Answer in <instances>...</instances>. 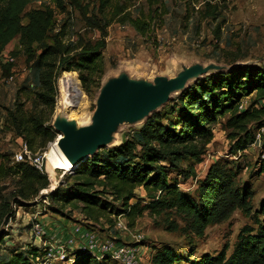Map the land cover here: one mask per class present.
I'll use <instances>...</instances> for the list:
<instances>
[{
  "label": "rangeland",
  "instance_id": "obj_1",
  "mask_svg": "<svg viewBox=\"0 0 264 264\" xmlns=\"http://www.w3.org/2000/svg\"><path fill=\"white\" fill-rule=\"evenodd\" d=\"M79 1L82 6L64 0V9H61L55 7L49 0H35L27 5L26 10L49 5L54 14L47 36L60 31L65 40L93 42L100 37V32L97 28L89 26L86 19L92 13L98 12V0ZM119 1L126 6L132 17L140 16L147 22L148 29L142 33L129 22L113 20L106 28V46L102 51L103 70L100 77L95 83H90V88L86 91L81 86L77 71L59 73L56 79H53L56 87L54 108L50 112L45 108L43 117H47V120L44 125L54 130L55 137L61 134L57 129L61 123L77 132L80 131L77 129L86 128L85 131L92 133L97 106L101 104L99 101L114 82L126 81L138 86H160L172 80H178V83L167 91L162 102L155 103L143 116L129 114L120 107L113 115L101 145L94 149L89 157L97 152L103 153L104 150L130 137L152 113L159 112L163 115L160 118L163 124H167L169 119L174 120L176 113H171L170 105L179 93L197 80L217 75L237 64L259 67L263 65L264 0H210L211 5L216 8L215 18L205 13L204 0H163L165 12L161 14H149L145 0ZM20 22L23 25L27 23L25 13L20 15ZM44 42L49 43L51 40L47 37L42 43ZM42 43H33L31 49L27 51L21 43L19 34H16L5 46V49L11 51L14 56L8 75L0 66V155L4 156L6 162L8 161L7 167L12 165L11 157L19 150L20 142L18 135L7 123L8 116L17 105H21L27 115H33L31 110L34 104L33 90L38 82L35 61ZM9 75H12L10 81L7 79ZM64 75L67 77L63 80ZM183 76L185 77L182 78ZM69 79L73 80L72 90L83 95L79 103H71L63 86L60 85ZM252 96L244 97L241 106H246L252 100ZM225 118L221 117L214 125L213 138L206 144L199 161L185 157L181 162L184 174H180L179 169L171 172L170 182H175L181 191L198 200L201 183L207 172L216 170L227 177L229 188L251 192L250 215L243 214L238 208L234 209L228 218L209 224L203 236L198 237L190 225V218L174 209H162L156 215H151L146 210L136 219L133 227L127 225V229H117L114 227L113 218L117 217L116 212L122 206L119 200L110 195H105L104 198L109 201L114 214L107 210V216L104 218L111 219V222H105V219L88 221L79 209L73 208L71 204L62 206L61 202L38 195L22 205H12V216L6 223L1 224L0 228L7 234L0 242V261L7 259L9 251L14 248L25 250L31 245L38 244L42 250L41 244L47 238L45 239L43 234L40 243L35 244L38 239L35 240L31 232L29 217L36 215L44 231L49 227V223L46 225L43 218H40L43 213L52 220L61 218L70 224L77 223L100 234L105 233V236L111 238L119 237L120 241L141 244L144 264H156L152 260L154 255L165 251L166 246L171 257L168 259L170 262L166 260V264H188V261L198 258L203 253H218L225 243L229 246L226 251L228 255L240 229L249 225L254 231L257 230L255 219L264 216L258 213L264 205V172L260 171L261 166L264 167V124L260 128L252 126L255 135L253 143L243 150L233 151L231 139L227 136L228 130L224 126ZM66 139L63 136L57 140L54 144L57 151L52 147L50 149L49 157L56 168L60 167L62 156H73L71 149L74 143H69ZM54 141L45 146L46 152L49 144ZM78 165L79 162L76 166ZM12 172L13 170L8 177L0 179V201L12 200L16 179ZM71 172L56 170V183L50 180L46 190L48 191L51 186L63 189L70 185L75 180L74 176H70ZM136 192L144 199L142 204L145 200L148 201L143 196L145 193L141 187H138ZM40 193L47 192L42 190ZM135 200L136 198H133L131 202ZM120 218L127 224L125 216L121 215ZM137 237L140 239L139 242L135 241ZM41 253L45 251L42 250ZM68 263L69 261L55 260L53 264ZM108 263L118 264L111 259Z\"/></svg>",
  "mask_w": 264,
  "mask_h": 264
},
{
  "label": "trees",
  "instance_id": "obj_2",
  "mask_svg": "<svg viewBox=\"0 0 264 264\" xmlns=\"http://www.w3.org/2000/svg\"><path fill=\"white\" fill-rule=\"evenodd\" d=\"M32 1L35 0H0V53L16 34H19L27 51L33 43H42L47 37L51 40L42 43L35 61L38 82L33 90V115H27L22 106L17 105L7 120L10 129L26 141L28 148L37 151L45 149L55 138L54 130L44 125L47 117H43L45 108L49 112L54 108L56 87L53 79L63 71H77L81 86L88 91L90 83H95L102 73L106 28L113 20L129 22L142 33L148 26L140 16L132 17L119 0H98V12L92 13L86 20L89 26L99 30L100 37L93 42L68 41L63 39L60 31L47 36L54 10L49 5L26 10ZM49 1L55 7L64 9V0ZM69 1L82 6L79 0ZM145 1L149 14L165 12L163 0ZM203 2L205 13L215 18V6L210 0ZM84 8L86 10L85 5ZM24 13L27 23L23 25L20 15ZM11 65H1L6 75ZM65 77L67 75L62 79ZM248 95H253L252 100L241 106ZM170 111L176 113L174 120L169 119L167 124H163L160 121L163 115L152 113L130 137L103 153L97 152L82 160L71 170L70 176H74L75 180L70 185L63 189L58 186L44 194H40L41 190L49 186L45 172L25 162H14L7 167L8 161L0 155V179L8 177L11 170L16 176L12 200L0 201V226L12 216V205H22L38 195L61 202L62 206L71 204L88 221L105 219V222H111V219L104 218L107 210L110 214L113 212L109 201L104 198L110 195L121 202L122 207L116 214L125 216L129 227H133L136 219L146 210L156 215L162 209H174L190 218V225L198 237L203 236L209 224L228 218L234 209L250 215L251 192L229 188L227 177L216 170L207 172L198 200L181 191L175 182L171 183L169 174L178 169L180 174H184L181 162L185 157L199 161L206 144L213 138L214 125L221 117H226L224 126L233 151L243 150L255 141L252 126L260 128L264 124V59L260 67L237 64L217 75L197 80L179 93L170 105ZM260 171L264 172L263 166ZM138 187L144 190L143 196L148 199L144 204L141 203L144 199L137 195ZM133 198L136 200L131 202ZM258 213L264 214V205ZM255 223V231L249 225L240 229L228 255L229 246L225 243L218 253H203L188 264H264V216L260 219L256 217ZM6 234L0 228V242ZM41 251L35 245L25 250L14 248L0 264H35L34 259L42 254ZM170 258L166 246L165 251L156 253L152 260L156 264H166ZM108 261L107 257L97 260L87 250L77 248L72 251L68 264H109Z\"/></svg>",
  "mask_w": 264,
  "mask_h": 264
},
{
  "label": "built area",
  "instance_id": "obj_3",
  "mask_svg": "<svg viewBox=\"0 0 264 264\" xmlns=\"http://www.w3.org/2000/svg\"><path fill=\"white\" fill-rule=\"evenodd\" d=\"M13 61L14 56L11 54V51L4 49L0 53V66L4 63H12ZM7 79L10 81L12 75H9ZM59 136H61V134H57L54 140ZM18 139L20 140L19 150L12 155V163H29L39 171L45 172L50 181L51 179L46 164V149L31 151L22 137H18ZM56 170L62 171L60 168ZM62 172H65V170ZM46 189L43 190H45V192L51 191L54 189V186H51L48 191ZM120 217L121 215L115 217L114 227L117 229H127V224L122 220L123 218L121 219ZM29 221L31 222L32 234L40 241L44 234L41 221L37 219L36 215L29 217ZM84 227L85 226L74 223L64 239L56 238L52 243L41 244L43 246L42 250H44L45 253L35 257V264H53L55 260H61L62 262L70 261L72 259V251L77 248L87 250L97 260L107 257L118 264H142L144 251L141 244L130 241H120L115 237L101 236L98 232ZM135 241L139 242L140 239L137 237Z\"/></svg>",
  "mask_w": 264,
  "mask_h": 264
},
{
  "label": "water",
  "instance_id": "obj_4",
  "mask_svg": "<svg viewBox=\"0 0 264 264\" xmlns=\"http://www.w3.org/2000/svg\"><path fill=\"white\" fill-rule=\"evenodd\" d=\"M184 75L186 76V74ZM185 76H183L182 78H184ZM177 81L178 80L168 81L160 86L158 85L138 86V85L126 82V81L114 82L111 85V87L106 90L105 94L101 97L99 101L101 102V100H104L102 101V108H101L100 113L98 112L99 106H97L96 120L93 125L95 127H94L91 137L80 140L79 144L75 148V152L81 157V160H84L87 157H89V154L92 153L94 149L98 148L101 145V142L104 139L106 131L108 130L109 125H110L109 107L118 101L120 90H124L126 93L130 95H135V96H156L157 94L161 92H164L166 95L167 91L178 83ZM107 92H110L109 95H106ZM150 110L151 109L147 110L145 113H143L140 116L147 114ZM130 116H134V115H130ZM57 129L58 131H60L61 135H64V136L73 137L75 136L74 134L76 133L78 134V132H76L75 130L71 129L68 126H65L62 123ZM85 129L86 128H80L77 130H80L82 134H85Z\"/></svg>",
  "mask_w": 264,
  "mask_h": 264
},
{
  "label": "bare ground",
  "instance_id": "obj_5",
  "mask_svg": "<svg viewBox=\"0 0 264 264\" xmlns=\"http://www.w3.org/2000/svg\"><path fill=\"white\" fill-rule=\"evenodd\" d=\"M61 86H63L64 92L67 95V99L71 101V103H79L81 99L83 98V95L79 92L73 91V80L69 79V81H65V83H61ZM60 86V91L61 90ZM113 90V89H111ZM110 92H108L107 95H109ZM165 96L164 92H161L157 94L156 96H135V95H130L126 93L124 90H120L119 92V99L116 103L112 104L109 107V115H110V121L118 111V109L121 107L123 108L127 113L129 114H137L138 116L142 115L145 113L147 110H149L155 103L161 101ZM104 101V100H102ZM102 101L99 106L98 112L100 113L101 108H102ZM109 121V123H110ZM95 127V126H94ZM94 130V128H93ZM77 132V131H76ZM93 133V131H92ZM92 133L85 131V134H82V132H78V134H74L75 136H65L67 139L66 141L69 143H74L73 148L71 149L72 157H67V156H62L61 157V165L60 169L67 171H71L74 165L80 163L81 157L75 152V148L79 144V141L82 139H86L91 137ZM64 135L59 136L53 143H50L48 146V150L46 152V158H47V171L49 173V177L52 180V183H56V178H55V171H56V166H53L49 154L51 153V147L53 148L54 151H57V146L54 144L57 142L58 139L62 138ZM78 160V161H76Z\"/></svg>",
  "mask_w": 264,
  "mask_h": 264
},
{
  "label": "crops",
  "instance_id": "obj_6",
  "mask_svg": "<svg viewBox=\"0 0 264 264\" xmlns=\"http://www.w3.org/2000/svg\"><path fill=\"white\" fill-rule=\"evenodd\" d=\"M74 168H75V166H74ZM40 218H43L42 220L44 222H46V225H48V223H49V225H48L49 227L46 230H44V234H45L44 238L45 239L47 238V240H45L46 244L52 243L51 239H53V240H55L56 238L57 239H64L68 235L72 224H74V223L70 224V222H67L61 218H57L56 220H52L49 217H47V214H45V213L41 214ZM84 228H87V226H85ZM100 235L105 236V233H101ZM35 240H36V238H35ZM117 240H120L119 237H117ZM45 241L42 242V244L45 243ZM37 242L40 243V241L38 240V241H35V244ZM37 246H38V244H37ZM143 259H144V256H143ZM142 264H144V262H142Z\"/></svg>",
  "mask_w": 264,
  "mask_h": 264
}]
</instances>
